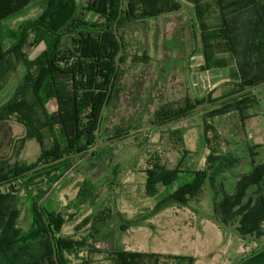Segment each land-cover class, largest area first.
<instances>
[{
  "label": "trees",
  "instance_id": "obj_1",
  "mask_svg": "<svg viewBox=\"0 0 264 264\" xmlns=\"http://www.w3.org/2000/svg\"><path fill=\"white\" fill-rule=\"evenodd\" d=\"M32 1L0 0V91L17 65L24 67V74L11 96L0 106V123L22 125L24 139L38 143L41 152L36 161L30 164L0 162V181L7 180L0 185V264H56L53 248L59 264H193L189 256L124 250L96 251L93 243L99 229L94 223L112 219L108 208L89 215L84 223L76 225L73 235L62 236L66 223L74 222L86 205L95 204L98 189L86 180L78 185L79 190L69 204L59 208V211L49 210L46 201L53 199L57 191L71 181L79 171V167H76L40 207L38 201L80 157L20 176L37 165L85 151L94 145L98 129L100 137L102 106H107L113 95L119 98L125 92L126 77L133 76V79L142 82L145 71L154 62L148 44L150 21L177 12L179 2L123 0L120 11V0H39L42 11L37 17L24 20L12 28L1 24L7 17L29 7ZM239 1L249 3L246 0H237L236 3ZM241 13L245 14L247 32L238 35L233 22L238 20L236 15ZM230 16L232 20L222 18L219 38L227 44L225 53L235 59L237 80L225 82V92L217 98H211L209 94L193 96L189 90L176 102H159L160 105H155L151 114V124L166 125L193 113L190 110L198 105L213 103L200 111L209 118L233 112L237 114L244 156L238 158L231 153L230 142H227L226 149L223 148L226 141H219V134L209 136L208 133L214 129L205 120L202 132L207 149L205 168L182 170L181 162L175 168H168L161 163L158 153L148 152L146 165L142 169L144 196L154 197L158 194V185L168 187L182 177L191 175L188 181L166 192L152 212L170 202L181 205L197 202L207 184L214 188L218 183L221 190L224 176L244 159L248 165L247 172L238 175L231 194L220 191L222 197L213 203V215L216 214L217 218L214 217L218 224L234 227L242 238H261L264 236V161L258 162L257 157L258 149L263 145L248 134L245 125L248 119L257 116L259 100L255 92L250 91L218 103L215 101L264 81V77L255 78L253 71L258 50L257 32L264 25L263 9L258 0H251ZM115 30L123 47L117 59V68L115 59L119 44ZM171 41L170 49L163 42V52L167 56L158 61V68L164 73L165 62L175 57L172 52L176 41ZM239 60L242 61L239 63ZM170 73L174 71L160 74L159 79L167 83ZM135 87L138 88L137 85ZM125 134L127 132H118L114 138ZM45 141L50 145L49 151H46ZM234 143L237 142L230 146ZM97 154L98 150L90 157ZM17 186L26 192L22 197L29 205L30 226L27 230L18 227L20 210L17 207ZM217 211H220V217ZM130 224L136 223L131 221ZM81 231H84V236L79 235ZM87 249L90 253L103 254V258L94 261L87 256L81 257ZM237 264H264V247Z\"/></svg>",
  "mask_w": 264,
  "mask_h": 264
},
{
  "label": "rangeland",
  "instance_id": "obj_2",
  "mask_svg": "<svg viewBox=\"0 0 264 264\" xmlns=\"http://www.w3.org/2000/svg\"><path fill=\"white\" fill-rule=\"evenodd\" d=\"M177 1L180 4L177 12L150 21L148 44L154 62L145 71L142 82H139L140 79H133V76L126 77L125 92L120 94L119 98L113 95L108 105H105L101 115L99 142L101 139L102 141L114 139L118 132L128 133L142 127H151L98 149L97 156L84 160L78 166V173L66 186L57 191L53 199L46 201L45 205L49 210L59 211V208L74 199L79 190L78 185L86 180L91 181L99 191L95 204L86 205L74 222L66 223L61 232L62 236L73 235L76 225L84 223L89 215L108 208L112 219L94 223L99 229L93 243L96 251L124 250L189 256L193 264H237L247 259L255 250L264 247V236L242 238L234 227L218 224L215 221L216 214L213 215V203L221 199L222 191L231 194L238 175L247 172L248 165L244 159L240 160L230 174L224 176L221 190L218 183L214 188L207 184L201 199L197 202H189L187 205L170 202L152 212L166 192L174 190L183 181H188L191 175L182 177L179 182L168 187L158 185V194L154 197L144 196L142 169L146 165L148 152L158 153L161 163L168 168L177 167L179 162L182 163L180 167L182 170L194 171L205 168L207 149L204 147L202 133L205 120L214 129L208 133L209 136L216 137L219 134L217 137L220 138L219 141H226L223 142L225 149L227 142L230 144L237 142L233 146L229 144V150L238 158L244 156L242 133L235 112L209 118L205 113L198 111L166 125L151 124V114L155 105L176 102L189 90L193 96L209 94L211 98H217L225 92V82L237 80L235 59L225 53L227 44L219 38L221 20L222 18L232 20L230 14L241 8V5L249 4L251 0H246L249 3L245 1L236 3L237 0ZM258 3L263 9L264 17V0H258ZM135 9L138 11L137 7ZM41 11L42 2L33 0L29 7L7 17L1 24L6 28L16 27L24 20L37 17ZM236 16L238 20L233 22V26L240 35L247 32L245 14ZM171 39L176 41L172 52L175 57L168 58L164 66L166 73L168 71L174 73L168 74L166 83L159 79L160 74L166 73L159 70L158 61L167 56L163 52V42L165 41L164 44L170 49V43L171 45L173 43ZM257 41L258 50L254 58L253 71L256 74L255 78H263V24L258 29ZM240 61L242 60H239V63ZM23 74L24 67L18 64L0 91V106L9 99ZM254 92L259 100L257 116L248 119L245 125L248 134L263 145L258 149L257 157V161L262 162L264 86ZM24 137L22 125L14 122L0 123V162L7 161L12 165L16 162L30 164L36 161L41 153L40 146L34 140H25ZM45 144L46 151H49L50 145L46 141ZM17 187V207L20 210L18 227L27 230L30 226L29 205L22 197L26 192L20 186ZM217 213L220 217V211ZM131 221H135L136 224H130ZM80 234L84 236V231L79 232ZM85 256L94 261L103 258V254L90 253L89 249L81 254V257Z\"/></svg>",
  "mask_w": 264,
  "mask_h": 264
},
{
  "label": "water",
  "instance_id": "obj_3",
  "mask_svg": "<svg viewBox=\"0 0 264 264\" xmlns=\"http://www.w3.org/2000/svg\"><path fill=\"white\" fill-rule=\"evenodd\" d=\"M123 7V0H120V11ZM120 17V12H119V16L118 18ZM115 37L117 39V42L119 44V50H118V53H117V56H116V59H115V63H116V68L118 66V63H117V59L118 57L121 55L122 53V43H121V40L119 38V35L117 33V31L115 30ZM264 86V81L263 82H260L254 86H250V87H247L245 89H243L242 91L238 92V93H235L233 95H230V96H227V97H224V98H221L217 101H215V103H218V102H221L225 99H228V98H231V97H234V96H237V95H240V94H243V93H247V92H250V91H254L260 87ZM213 103H204V104H201V105H198L196 107H194L193 109L190 110V112H197V111H200L201 109L205 108V107H208V106H211ZM104 107H105V104L102 106L101 108V112H100V116L102 115L103 113V110H104ZM151 126H147V127H142V128H139V129H136L134 131H131V132H128L127 134L125 135H121L117 138H114V139H110V140H107V141H103V142H99V129L97 130L96 132V140H95V143L92 147L88 148L87 150L85 151H81V152H78V153H74V154H70V155H67V156H64L62 158H59V159H56L54 161H51L49 163H42L40 165H37L25 172H23L22 174H20V176H26V175H30L34 172H37V171H40L44 168H47L49 166H53V165H56L60 162H63L67 159H70V158H77V157H80L68 170H66L51 186L50 188L45 192V194L40 198V200L38 201V207L41 206V204L53 193V191L57 188V186L68 176L70 175V173L76 168L78 167L84 160H86L87 158H89L94 151L100 149L101 147L107 145V144H110L114 141H117L119 139H122L126 136H129V135H133L137 132H142V131H146L150 128ZM13 179V178H12ZM10 179V180H12ZM7 180L5 181H0V185L3 184V183H6ZM45 220V219H44ZM46 222V220H45ZM53 254H54V260H55V263L56 264H59L58 260H57V256H56V250L53 248Z\"/></svg>",
  "mask_w": 264,
  "mask_h": 264
},
{
  "label": "crops",
  "instance_id": "obj_4",
  "mask_svg": "<svg viewBox=\"0 0 264 264\" xmlns=\"http://www.w3.org/2000/svg\"><path fill=\"white\" fill-rule=\"evenodd\" d=\"M177 1V0H176Z\"/></svg>",
  "mask_w": 264,
  "mask_h": 264
}]
</instances>
